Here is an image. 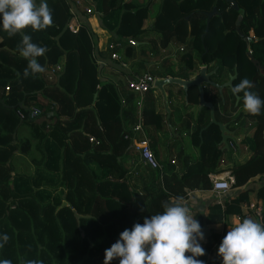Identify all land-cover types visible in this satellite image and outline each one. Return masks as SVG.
Listing matches in <instances>:
<instances>
[{"label":"trees","instance_id":"trees-1","mask_svg":"<svg viewBox=\"0 0 264 264\" xmlns=\"http://www.w3.org/2000/svg\"><path fill=\"white\" fill-rule=\"evenodd\" d=\"M93 1L80 0V4L103 12L102 18H116L112 24L103 20L115 39L102 54L116 51L142 64L136 60L141 54L158 56L168 44L177 45L174 59L162 56L147 73L186 78L206 64L209 70L216 68L211 78L220 83L235 68L232 86L247 78L254 85L251 91L264 100V0H232L237 9L230 0H159L153 16L149 15L152 0ZM47 3L53 26L25 33L33 43L49 49L38 58L45 71L36 78L23 77L27 61L17 47L21 37L9 38L0 28V235L10 237L0 249V260L103 264L105 249L123 230L162 212L165 202L185 197L188 190L209 189L208 174L223 171L220 157L232 150L220 148L216 124L203 127L209 117L207 107L201 106L190 132L196 157L179 152L173 159L155 158L160 168L141 161L131 146L135 132L127 127L137 119L139 95L125 82L115 86L100 79L101 67L94 60V40L86 24L81 21L74 32L69 30L72 13L66 0ZM213 7L204 32L206 13ZM127 37L137 44L128 43ZM247 49L258 66L250 61ZM56 62L61 67L49 80L45 72ZM154 89L143 92L149 97L143 99L140 114L142 123L158 130L164 121L154 108ZM222 92L223 100L210 84L203 87L204 100L213 103L214 117L230 123L243 118L241 125L249 132L241 143L248 155L228 168L231 193L222 201V213H213L218 221L228 212L237 213L238 204L248 198V191L240 187L252 176L264 174V109L258 116L242 109L229 119L243 105V94L234 105L230 88L225 86ZM192 98L195 93L187 91L186 99ZM33 107L35 115L29 114ZM62 200L65 204L60 206ZM112 207L120 209L121 221L114 218ZM74 211L81 214L78 220ZM193 213L203 227L208 213ZM203 248L207 254L209 247ZM205 255L197 259L204 261ZM111 264H119L118 259Z\"/></svg>","mask_w":264,"mask_h":264},{"label":"clouds","instance_id":"clouds-1","mask_svg":"<svg viewBox=\"0 0 264 264\" xmlns=\"http://www.w3.org/2000/svg\"><path fill=\"white\" fill-rule=\"evenodd\" d=\"M53 23L47 0H39V3L37 0H0V28L9 38L21 37L17 47L20 56L27 61L24 78H36L45 71L38 58L49 51L33 43L31 36L25 34L26 30L44 31ZM253 87V83L244 78L231 91L233 95L242 93L244 111L258 116L264 109V100L251 91ZM162 208V212L145 217L142 224L135 223L130 230H123L119 239L105 249L103 264L117 259L119 264H204L197 259L206 254L200 243L205 239L204 233L184 197L176 196ZM9 239L6 233L0 235V249ZM217 255L222 264H264V223L243 218L229 228L218 246ZM0 264L12 262L4 259ZM26 264L41 262L32 259Z\"/></svg>","mask_w":264,"mask_h":264},{"label":"crops","instance_id":"crops-1","mask_svg":"<svg viewBox=\"0 0 264 264\" xmlns=\"http://www.w3.org/2000/svg\"><path fill=\"white\" fill-rule=\"evenodd\" d=\"M86 1L88 3L90 2V0H86ZM156 1H158V5H159V0H152V7L149 10L150 16H153L157 10L153 8L154 3ZM66 2L69 5L70 13L72 12V15L68 22L71 21L78 26V24L81 21H83L86 24V27L89 29L92 39L94 40L92 53H93L95 62H97V64L99 65L98 67H101L99 68L100 69L99 71L100 79H104V78L109 79L115 84V86H118V85L123 84L125 80L129 77V75L138 74L144 71H145L144 73H147L146 70L148 69V67L153 62L158 61L162 56H170L172 59H174L176 48L174 52H172L169 49L170 44H168L163 50L160 51V54L158 56H150V55L147 56L143 54L138 56L136 60H142V64H138V63L135 64L131 62L130 58H128L127 56H123V55L120 56V60L123 62L122 65L119 64L118 62L111 60L109 58V54H105V53L102 54V53L104 52V49H106V44L115 39V33L112 28L108 29V28L103 27L104 25L103 20L106 18V21L109 23L111 22L112 24L115 22L116 18L111 15L109 16L104 15V18H102L101 15L103 13L93 12V8H92V13L87 14L84 12L83 6H81L80 4L78 5L73 4L75 0L73 1L66 0ZM137 42L138 41L134 40V45H136ZM135 50H137V47H135ZM195 73L196 71L191 73L189 77L193 76ZM155 77H158V76H154V78ZM164 90L166 93L167 104L169 107L168 120H166L165 118L164 103H163V98L161 97L162 95L159 92V90L155 88L151 92L153 102H154V108L156 112L162 114L164 125L158 130H155L154 128H152L151 124L142 123L143 129H144V135L146 136V138H148L149 144H151L150 142H152L153 144L150 147L154 154V157L158 158L159 160L163 159L165 156L173 159V157L179 152L184 153L191 157H196L197 156L196 145L194 144V141L190 139V132L193 130L194 119L196 117L198 109H200L198 105L199 101H198V95H197L198 92H197L196 86L190 85L189 87H187V90H186V93L187 91H191L192 94L194 92L195 99L197 95L196 100L195 99L193 100V98L191 100L190 99L187 100L186 95H184L181 87L176 83L165 84ZM222 96H223V93H222ZM224 96L226 98V101L230 103V99H231L230 95H228L226 92L224 93ZM145 97H149V96L143 94L141 98L139 97L137 98L136 100L137 106H136L135 115H137L138 111L139 113H141L140 109L143 104V99L144 100L146 99ZM221 100H223V98ZM147 101L148 100H146V102ZM215 104L217 106L218 104L217 100H215ZM239 108L233 111V113H230L228 115V118L230 119L232 116L236 117L238 112L242 110L241 108L240 109ZM244 116L242 115V117ZM216 120L220 121V119H216ZM239 120L241 122L242 119L240 118ZM167 121L169 124L167 123ZM221 122H226L227 128L229 130H232V135L234 137L235 142L237 143L235 144L234 142L228 141V147L227 149L225 148L224 149L225 150L231 149L232 151L230 153L224 152L222 157H220V167L223 168L224 170L217 174H219L220 176H224L228 174V168L231 166L232 162L241 161L248 154L246 151H244V147L241 144L243 143L242 140L245 135L244 133L237 131V127H236L237 123L236 122L230 123L229 120L228 121L221 120ZM185 125L186 127H184ZM130 126L132 125L129 124L127 127H130ZM248 132L249 131H247V133ZM140 136L141 134L139 133L134 134V138L136 139L140 138ZM136 153L137 152H135V154ZM136 155L141 161L143 160L141 159V155L139 153H137ZM213 174L215 173L208 174L209 179L212 178ZM240 188L246 189L248 191L247 199L248 200L253 199L259 202L262 206V211H263V208H264V204H263L264 203V174H262L261 176H256V175L252 176ZM229 190L223 193V199L227 198V196L231 193V188H229ZM184 199L193 211L200 210L201 212L208 213L207 222L202 227V230L203 228H206V230H203L205 239L200 242L202 247H209V251L205 255L204 264H222V259L217 255V249L221 242L220 237L226 235L229 228L234 226L236 223L242 221L243 218H252L254 220H257L258 222H262L261 221L262 216H261V220L259 221L252 215H247V216L244 215V211L246 208V206H244V203L248 201L247 199L238 204L239 211L237 213L228 212L225 215L221 216L220 221L216 219V216L213 215V213L214 212L222 213L223 206L222 204H216L212 202L211 192L209 189L188 190L185 193ZM212 204L216 205L217 207L212 208L211 207Z\"/></svg>","mask_w":264,"mask_h":264},{"label":"built area","instance_id":"built-area-1","mask_svg":"<svg viewBox=\"0 0 264 264\" xmlns=\"http://www.w3.org/2000/svg\"><path fill=\"white\" fill-rule=\"evenodd\" d=\"M75 3L80 4V0H75ZM231 3V2H230ZM81 5V4H80ZM83 10L87 14L92 13V7L89 5H83ZM72 13V12H71ZM69 30L75 31L77 29V25L74 24L73 22H68L67 24ZM126 41L128 43L134 44V39L128 37L126 38ZM111 46V44H109ZM250 53V49L247 50ZM109 58L115 62H118L119 64H123V62L120 60V55L118 52L113 51L109 54ZM61 65L59 64H54L52 65L46 74V77L50 79L51 77L48 75H54L59 69ZM153 80L154 76L149 74V73H142V74H135L134 76H129L125 80V84L127 88L136 94H138L139 98H141V95L143 94L144 91H146L149 87H153ZM37 113V109L35 107L31 108L29 110V114L35 115ZM132 133H139L141 134L140 138L136 139L132 137V150L135 152L139 153L143 157V161L150 163L151 165H155L157 168H160V164L156 162L155 157L153 155V152L149 146L148 139L144 135V129L141 121V114L137 113V119L132 124L131 128ZM90 141L93 140V137L88 138ZM232 176L229 174H226L224 176H220L219 174L215 173L213 174L212 178L210 179L211 181V186L209 188L211 192V200L213 203L216 204H222L223 201V193L229 190L230 185L232 183ZM244 206H246L244 215H252L259 221L261 220L262 216V206L259 202L256 200L250 199L244 203Z\"/></svg>","mask_w":264,"mask_h":264},{"label":"water","instance_id":"water-1","mask_svg":"<svg viewBox=\"0 0 264 264\" xmlns=\"http://www.w3.org/2000/svg\"><path fill=\"white\" fill-rule=\"evenodd\" d=\"M230 2L233 5V8L237 9V5H235L232 0H230ZM214 12H215V8L213 7V8H211L210 11H208L206 13V19H205L206 26H205L204 32L207 29V23H208L209 17ZM204 32L201 34V37L204 34ZM247 54H248V57H249L250 61L252 63H254L256 66H258V62L252 57V55L249 52H247ZM215 69L216 68L213 67L212 69L207 70V65L203 64V65L198 67L197 72L191 77L188 76L186 78H183V77H179V76H170V75L161 76V77H155L154 80H153V85L152 86L154 88H157L159 90V92L161 93V95H162L164 108H165V118H166V120H168L169 107H168V104H167V97H166V93H165V90H164V85L167 84V83H176V84H178L181 87L184 95H186L187 87H189L190 85L196 86V89H197V92H198V101H199L198 105H199V108L201 106H206L208 108L209 119H208V122L204 125V127H206L207 125H209L211 123L216 124L218 126V129H219V134H220L219 143L222 144L221 148L227 149L228 141H231V142H234L235 144H237L235 142V140H234L233 135H232V130H229L227 128L226 122H221V121L215 119L214 114H213V104H212V102L204 100V98H203V87L205 86L206 83L210 84L211 86H213L217 90L220 98L222 99L223 98V96H222V88L227 86V87L230 88V90L232 89V87H233L232 86V79L236 76V70L234 68L233 69V73L232 74H228L227 79L224 80L223 82L219 83V82H216L213 79H211V75H212V73L215 72ZM94 97H95V93L93 94V99H94ZM238 98H239L238 95H234V105L237 103ZM0 102H3V101L0 99ZM167 123H168V121H167ZM141 159H143L142 156H141ZM63 204H65L64 200L61 201L60 206L63 205ZM73 214H74L76 220H78V218L81 216V214H78L75 211L73 212ZM203 230H206V228H203ZM203 233H204V231H203Z\"/></svg>","mask_w":264,"mask_h":264},{"label":"rangeland","instance_id":"rangeland-1","mask_svg":"<svg viewBox=\"0 0 264 264\" xmlns=\"http://www.w3.org/2000/svg\"><path fill=\"white\" fill-rule=\"evenodd\" d=\"M116 3V2H115ZM117 3H119L118 1H117ZM84 4H82L81 6H83ZM157 6H158V1H156L155 3H154V9H157ZM99 10H100V8H99ZM101 13H103V12H101ZM177 47V45H173V44H170V47H169V49L172 51V52H174V50H175V48ZM194 63H197V61H195ZM55 64H59L60 65V63L58 62V63H55ZM45 74H47V71L45 72ZM48 76H50V77H52V75H48ZM212 79V78H211ZM223 93V92H222ZM162 97V96H161ZM240 108L241 109H243V105H241L240 106ZM239 108V109H240ZM165 109V108H164ZM244 110V109H243ZM244 113H246V112H244ZM242 120H243V118H241ZM242 120H241V122H240V120L239 121H237L236 123V127H237V131H240L241 133H246L247 132V128H245V126H243V125H241L242 124ZM232 126V125H231ZM242 136V135H241ZM229 174V173H228ZM112 210H113V215H114V218H116L117 220H122V216H121V212H120V209L118 208V207H112L111 208Z\"/></svg>","mask_w":264,"mask_h":264},{"label":"flooded vegetation","instance_id":"flooded-vegetation-1","mask_svg":"<svg viewBox=\"0 0 264 264\" xmlns=\"http://www.w3.org/2000/svg\"><path fill=\"white\" fill-rule=\"evenodd\" d=\"M197 70H198V68H197ZM197 70H196V72H197ZM209 70V69H208ZM214 80V79H213Z\"/></svg>","mask_w":264,"mask_h":264}]
</instances>
